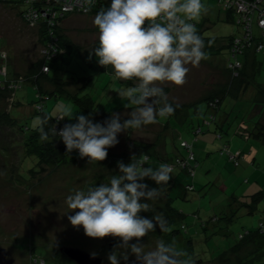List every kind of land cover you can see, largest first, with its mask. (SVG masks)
<instances>
[{"label": "rangeland", "instance_id": "obj_1", "mask_svg": "<svg viewBox=\"0 0 264 264\" xmlns=\"http://www.w3.org/2000/svg\"><path fill=\"white\" fill-rule=\"evenodd\" d=\"M203 2L207 7L204 17L208 28L201 33L199 30L198 34L206 40L214 39L210 43L217 48L236 29L237 17L234 13L233 23L228 22L222 17V9L216 0ZM105 3L108 7L111 0ZM94 17L92 14H72L65 19L60 32L83 55L65 56L63 69H52L49 73L51 78L69 81L67 89L70 92L76 91L80 85H74L72 81L83 80L85 87L78 95L92 96L95 101L94 110H81L60 96L44 105L45 112L52 118L57 117V106L63 103H70L76 115L91 114L94 122H101V116L114 112L127 118V114L132 111L133 106L125 107L127 102L119 97L117 91L132 86L134 81L127 83L115 77L110 66L107 72L104 66L98 64V58L92 51L99 43V31L93 22ZM38 30L35 24L24 22L16 8L0 0V55L6 56L9 69L5 72H8L12 80L30 76L31 66L45 59ZM256 33L259 34L254 30ZM204 51L206 59L198 65H188L190 70L182 85L169 82L161 84L168 102L175 108L174 113L168 118L159 119L157 123L121 132L118 135L119 143L108 149V155L102 161L89 162L88 157H77L60 167L44 162L39 172L28 174L27 169L35 161H29L25 155V136H20L17 128L0 126V248L7 252V259L13 260L12 264H34L39 259H44L47 264H75L59 252L63 247L79 249L101 258L103 264H110L108 256L112 252L124 251L119 237H88L82 226L71 225L67 216L79 210L68 212L70 209L66 198L77 190L108 182L112 175L119 173L118 162L127 164L132 158H138L134 157L137 156L133 148L134 141L154 144L153 149L146 154L150 157L148 163L151 166H158V162L162 163L164 158L174 157L175 154L185 157L188 151L179 146L182 141L192 144L191 150L197 163L193 177L188 176L180 167L174 169L171 205L183 217L167 226L166 232H161L157 227L155 232L141 237L140 243L146 249L154 248L160 239H164L184 250L194 264H264V249L260 250L258 246L243 243L235 252L228 253L230 246L238 243L239 235L255 229L262 218L264 197L250 213L239 202L248 187V192L264 193V141L252 138L246 140L236 135L242 121L241 129L251 124V116L247 119L251 102L247 97L242 98L245 93L238 99L231 98L238 96L240 83L238 79L233 80L226 69L229 56L227 48L224 46L216 51L204 48ZM256 58L261 66L255 81L264 86V55L257 54ZM1 73L3 70L0 68ZM247 77L253 83L251 77ZM251 90L247 95L251 94ZM9 96L7 90L0 89V112L10 110L18 126L35 128L40 123V115L32 111L33 88L24 84L17 92L16 99L24 105L23 111L18 105L11 106ZM213 96H224L215 111L204 102ZM262 99L264 97L259 101ZM208 104L214 103L209 101ZM59 121L65 124L76 122L75 117ZM197 127L202 133L196 135L194 131ZM218 134H221V139L217 137ZM57 142L63 143L60 139ZM224 145L229 146L231 152L246 148L243 155L248 156V160L243 158L238 166H234L227 155L221 152ZM249 147H252V154ZM252 160L254 162L250 164ZM144 182L149 187H156L155 182L148 178ZM187 184L193 185L194 190L185 193L184 186ZM148 203L150 211L141 212L140 215L152 217L154 214H162L166 219L163 213L165 199L161 191L157 199ZM172 230L178 233H172ZM135 242L136 238H133L129 243ZM260 254L262 259L259 262L256 259ZM250 258L255 260L248 261ZM134 259V256H130L127 264H131ZM120 264L126 262L121 259Z\"/></svg>", "mask_w": 264, "mask_h": 264}, {"label": "clouds", "instance_id": "obj_2", "mask_svg": "<svg viewBox=\"0 0 264 264\" xmlns=\"http://www.w3.org/2000/svg\"><path fill=\"white\" fill-rule=\"evenodd\" d=\"M85 11L95 0H85ZM206 12L203 0H111L94 17L99 31L98 46L92 49L98 64L111 67L115 77L134 81L132 86L118 90L133 106L124 118L112 113L102 122H94L91 114L76 115L70 103L57 106V119L75 117V123H66L57 131L46 130L48 118H42L40 139L47 141L51 132L62 140L68 152L78 150L81 158L102 161L108 149L119 143L118 135L128 130L140 129L170 117L175 108L168 102L163 82L182 85L189 72L188 65H198L206 59L204 38L198 34L196 23ZM138 157V156H134ZM150 157L132 158L127 164L118 162L119 173L108 182L89 186L66 198L67 219L73 226H82L88 237H119L124 251H114L108 256L110 264H194L188 254L174 244L160 239L154 248L146 249L140 238L156 231L168 230L162 214L152 217L140 215L150 211L148 201L159 197V186L167 185L173 178L171 164L151 166ZM148 165V166H145ZM145 178L157 187H149ZM67 212V213H68ZM136 238L135 243H129Z\"/></svg>", "mask_w": 264, "mask_h": 264}, {"label": "trees", "instance_id": "obj_3", "mask_svg": "<svg viewBox=\"0 0 264 264\" xmlns=\"http://www.w3.org/2000/svg\"><path fill=\"white\" fill-rule=\"evenodd\" d=\"M216 1H217L218 6H220L222 10L231 12L234 15L233 10H229V9L225 10L222 7V4H220L218 0ZM6 2L9 6H13L14 8L17 9L20 18L24 22L31 21L29 20V19H32L31 15L28 16L27 18V15L30 12L35 11L37 15H39L37 19L35 20V25L38 27L39 29L38 31H40L39 41L42 47L48 48L49 53H48V56L45 57V59H41L39 63L37 62L31 66L32 71L30 72V76H27V77L23 76L24 78H20L18 80H12V78H9L10 76L7 71L5 72V74H0L1 76L0 77V89H3V91L5 90L8 91L10 95L8 99L10 100L11 102L10 104H12L11 105L12 107L14 105L16 106L18 105V108L21 111H23L24 105L20 102L19 99H16L17 92L23 88L24 84H28L29 86H31L34 91V101H32L33 103L32 111L34 112V114L40 115V122L42 118L44 117L48 118V123L45 125L46 130H50L51 128L54 127L57 131H59V129L64 126L65 124L64 121L62 123V121H59L57 118H52L48 112H45V109H44V105L48 101H50L52 98L57 99L60 96H63L66 98V100L71 101L72 103L77 105L81 110H84V111H93L94 105H95L94 103L95 101L92 96L88 94H85L83 96L78 95L81 92V90L85 87V83L82 82L83 80L76 81V82L72 81L74 85H78V84L80 85H78L79 87L77 88L76 91L70 92L67 89V85L70 83L69 81L63 78L49 77V73L52 69H60V68L63 69V67L65 66V62H64L65 56L81 57L83 55L80 53V49L78 47L75 48L74 45L66 41V39L63 37V35L60 32L61 24L65 21V19L69 15L77 14V13H68V14H65L62 18L57 17L56 19L54 18L52 19V21H50V20H47L46 16L41 15V11H43V9L47 7L52 9V11L57 10L55 3L53 5L47 2V0H34L33 3H29V2L26 3L25 0H6ZM105 2L106 0H97L96 2L97 4L94 7H92L88 13L84 15H87V14L96 15V13L99 10H101L103 7L105 8L107 7ZM255 14L257 15V13ZM251 23H252V26H251L252 36L258 38L264 43V40H263L264 35L261 34L260 32L261 30L257 26L256 19H253ZM236 25L239 28L238 34H240L242 30L240 26H238L237 21H236ZM253 28L254 30H257L259 34L258 33L254 34ZM238 34H235V35H238ZM233 36L230 38V40L233 38ZM204 42H205V47L211 46L210 41H206L204 39ZM227 49H228V55H229L228 45H227ZM258 54H261V53H258ZM255 55L256 54L251 53V52L244 53V56H242L243 57L242 58V62H243L242 69L241 71H239V74L237 77L235 78L233 77V80L235 79L239 80L240 88L242 89L243 92L246 91V89H248L251 86V82L248 81L247 76L249 75V77H251L252 82L255 81L256 75L260 69L259 62L257 64L255 62V59H254ZM0 61L2 62L1 63L2 66H0L1 69L2 68H5V70L9 69V66L6 63V56L3 57L0 55ZM44 67L47 69L46 71L43 70ZM105 69L107 71V68ZM6 81H8L7 84H6ZM256 85L258 88L257 92H260L261 90L259 89V87H261V85L259 83L258 84L256 83ZM48 86L50 87L48 88ZM260 93L263 95L264 92H260ZM224 95H229V94L225 93ZM223 97H220V98L216 96L208 97L206 101L204 102L207 103L214 99L212 101L214 103V107L212 109V106H211V109L215 111L218 107V104L222 101ZM231 98L236 99V97H231ZM213 115L215 116L214 113ZM109 116L110 114H105L104 116H101V122L105 120L106 118H108ZM16 121L17 120L10 115V110H8L5 113L0 112V126L1 127L3 125L6 126L7 128L8 126H12L11 128H15V129L17 128L19 130L20 136H25V139L23 141V148H24L23 150L25 152L26 157L29 159V161L30 160L35 161L27 169L28 174L29 173L34 174V173L39 172L42 169L41 164L44 162L52 164L55 167H60L64 163L74 161V159L75 158L77 159V157L80 158L78 150H73L72 152H68L65 144L58 143L57 142L58 137L54 136L51 132L49 133V139L47 141H42L40 139V133L38 130L40 127V123L35 128H29L25 125L18 126ZM58 123H62V124L58 125ZM242 123H244V121H242L241 124ZM241 124H240L241 131L238 130V133L241 134V136L244 139L248 140L249 138H252L255 140L264 141V124L260 123V121L257 120L253 122L252 124H249L248 126L247 125L244 126L242 129H241ZM198 129L200 130V132L196 133ZM199 133H202V131L199 127H197V129H195L194 131V134L197 135ZM217 137L221 139V134H218ZM182 142H187V141H182ZM182 142H180L179 146L185 149V147L182 146L181 144ZM188 144L192 148V144L190 143ZM153 147H154V144L150 142H144V141H134L133 142V148L136 151L138 157H142L143 154L149 153L153 149ZM191 148H190V151L193 153ZM221 152L227 155L228 160L231 163H233L234 166H238L240 163V160L244 158L242 151L237 150L235 152H231L229 150V146H226V145L223 146ZM232 154H236V155H232ZM188 155H189V152L186 154L185 157H180V155L175 154L174 157L164 158L162 163L171 164L173 168L175 169L176 167H180L176 163V161L182 160L185 162L187 161ZM231 155L233 157H231ZM188 163L189 164L187 167L185 168L180 167V168L183 171H185L188 176L193 177L195 175V168L197 166L194 153H193V161H189ZM158 164L160 163L158 162ZM189 168L192 169L193 171L192 175H190L188 172ZM36 169H38V171ZM173 180H174V177L169 181L167 185L159 186V191L163 193V196L165 199V210L163 211V213L166 217L167 226L171 225L173 222L177 220H180L183 217V214H181L180 212H177L171 205L172 198L170 196V190L172 188ZM155 186L157 187L156 184ZM193 190H194V186L191 184H187L184 186L185 193L189 191H193ZM185 193L183 197H185ZM245 197H248L247 199L249 200L244 199ZM263 197H264V193L262 191L254 192L250 194L249 196L243 195V199L241 202H239V205L241 207H245V209H248L250 213L254 209L253 207H255L257 204L261 202ZM181 227L183 228V225ZM171 232L178 233L177 230H172ZM238 239H239L238 243L230 246L228 253L231 251L235 252L236 249L243 243L246 244L247 246L254 245V246L261 247L260 250L264 249V211L262 213V218L260 219L257 227L252 230H246L245 234L239 235ZM261 256L262 254H260V257H258L256 261L260 262L262 259ZM254 260L255 259L251 260L250 258L248 261H254ZM50 264H53V263H50Z\"/></svg>", "mask_w": 264, "mask_h": 264}, {"label": "built area", "instance_id": "obj_4", "mask_svg": "<svg viewBox=\"0 0 264 264\" xmlns=\"http://www.w3.org/2000/svg\"><path fill=\"white\" fill-rule=\"evenodd\" d=\"M6 1V0H5ZM26 3H33L34 0H25ZM220 4H222V7L226 10H233L237 19V24L240 26L242 32L238 35L233 36V38L229 41L228 48H229V57L227 60V69L229 70L232 77H237L239 71L242 69L243 62L241 58L244 56V53L246 52H252L254 54H264V43L263 41L259 40L256 37L252 36V21L253 19H256L257 26L261 30V34L264 35V0H218ZM47 2L56 5L55 11H52L50 8H45L43 11H41L42 16H46L47 20L52 21V19H56L57 17H63L65 14L68 13H77V14H86L90 10L85 11L84 8L86 7L85 0H47ZM97 0H95V4L92 6L94 7L97 3ZM91 7V8H92ZM90 8V9H91ZM46 13V11H48ZM60 11V12H59ZM59 12V14H58ZM257 13V15L255 14ZM32 16V19L29 23L35 24V20L39 15L35 11L30 12L27 15ZM256 15V17H255ZM33 20V21H32ZM43 53L45 54V57L48 56L49 50L46 47H43ZM4 57V56H3ZM3 73L5 74V68H2ZM43 70H47L45 67ZM210 105V104H209ZM214 107L213 105H210ZM200 132L198 129L196 131ZM182 146L185 147L186 150H188L189 155L187 158V161H176V163L182 167L185 168L188 166L189 161H193V153L190 151L191 146L187 142H182ZM231 157H233L231 155ZM236 164V163H235ZM188 172L190 175H192V169H188ZM34 264H46L44 260L39 259L38 263L37 260H35Z\"/></svg>", "mask_w": 264, "mask_h": 264}, {"label": "crops", "instance_id": "obj_5", "mask_svg": "<svg viewBox=\"0 0 264 264\" xmlns=\"http://www.w3.org/2000/svg\"><path fill=\"white\" fill-rule=\"evenodd\" d=\"M210 1H215V0H210ZM207 8V7H206ZM222 12L223 13H221V15H222V17L225 19V20H227L228 22H231V23H233V14L232 13H230V12H227V11H224V10H222ZM205 13H207V9H206V12ZM205 13L202 15V17L200 18V21H198V22H195L196 23V27H197V31H198V33H199V30H200V33L202 32V31H204L206 28H208L207 26H206V24H208V22H207V20H206V18L204 17L205 16ZM206 16H208V14L206 15ZM235 30H236V32H235V30L231 33V34H229L227 37H225V43L223 44V45H221V46H218L217 48H216V46H210V47H205V48H207V49H209V50H211V51H216V50H219V49H221L222 47H226L227 48V45H228V42H229V40H230V38L233 36V35H235V34H238L239 33V28L237 27V25H236V23H235ZM213 38H215V37H213ZM210 39V38H209ZM205 40H206V38H205ZM211 40H214V39H210V40H206V41H211ZM228 50V49H227ZM257 55V54H256ZM256 55H255V57H254V59H255V62H256V64L259 62V66H261V63H260V61L259 60H257V58H256ZM241 60H242V58H241ZM227 64V63H226ZM241 71V70H240ZM239 74V73H238ZM235 78V77H234ZM232 79H233V77H232ZM256 83L257 82H255V81H253V83H251V86L248 88V89H246V91H242V89L241 88H238L240 91H239V94H238V96H236V98L238 99L239 97H240V95H242L243 93H245L246 95H243L242 96V98L244 99V97H247V99L251 102V107H250V110L248 111V113H247V119L250 117V121H251V124L253 123V122H255V121H260V123H262V124H264V99H262V101H259L260 99H261V97H264V93H263V95L260 93V92H264V86L261 84V87H259V89L261 90L260 92H257L256 91V89L258 90V88H257V85H256ZM258 84V83H257ZM251 89H255L254 91L253 90H251ZM251 90V94L250 95H247V93L249 92ZM261 96V97H260ZM214 100V99H213ZM213 100H211V102L213 101ZM207 104V107L209 108V109H211V107L209 106V104H208V102L206 103ZM212 109H213V107H212ZM211 109V110H212ZM212 111H214V110H212ZM254 112H256V113H254ZM258 113V114H257ZM213 114V113H212ZM249 114V115H248ZM262 114V115H261ZM225 119H226V116H225ZM246 119V120H247ZM236 135H238V136H240V137H242L241 136V134H239L238 133V131H237V133H236ZM243 138V137H242ZM244 139V138H243ZM253 140H255V139H253ZM235 144V143H234ZM242 144V143H241ZM241 144H239V146L241 147L242 145ZM235 145H238V144H235ZM250 148V150L249 151H251L252 150V147H249ZM246 148H244V149H242V152L245 150ZM239 150V149H238ZM241 151V150H240ZM244 153V152H243ZM251 154H252V151H251ZM243 157H244V159L243 160H248V156H244L243 155ZM254 162V160H252L251 161V163L250 164H252ZM257 183V182H256ZM250 189V187H248L244 192L245 193H243V195L244 196H249L250 194H252V193H254V192H256V191H252V192H248V190ZM263 199V198H262ZM247 200H249V199H247ZM249 203V202H248ZM258 205V204H257ZM261 211L263 212L264 211V205L262 206V208H261ZM246 212L247 213H249V210L247 209L246 210Z\"/></svg>", "mask_w": 264, "mask_h": 264}, {"label": "water", "instance_id": "obj_6", "mask_svg": "<svg viewBox=\"0 0 264 264\" xmlns=\"http://www.w3.org/2000/svg\"><path fill=\"white\" fill-rule=\"evenodd\" d=\"M59 252L75 264H103L101 258L89 255L79 249L63 247ZM7 252L0 248V264H12V259H7Z\"/></svg>", "mask_w": 264, "mask_h": 264}, {"label": "bare ground", "instance_id": "obj_7", "mask_svg": "<svg viewBox=\"0 0 264 264\" xmlns=\"http://www.w3.org/2000/svg\"><path fill=\"white\" fill-rule=\"evenodd\" d=\"M47 12H49V10H48V11H46V13H47Z\"/></svg>", "mask_w": 264, "mask_h": 264}]
</instances>
